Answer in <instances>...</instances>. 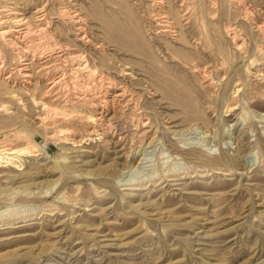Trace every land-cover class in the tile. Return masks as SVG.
Wrapping results in <instances>:
<instances>
[{"label": "rangeland", "instance_id": "374dc122", "mask_svg": "<svg viewBox=\"0 0 264 264\" xmlns=\"http://www.w3.org/2000/svg\"><path fill=\"white\" fill-rule=\"evenodd\" d=\"M4 5L46 38L0 40V264H264V0Z\"/></svg>", "mask_w": 264, "mask_h": 264}, {"label": "bare ground", "instance_id": "6f19581e", "mask_svg": "<svg viewBox=\"0 0 264 264\" xmlns=\"http://www.w3.org/2000/svg\"><path fill=\"white\" fill-rule=\"evenodd\" d=\"M11 6H14V5H11ZM43 8L38 9L35 13L37 15L36 18L38 21H42L44 18L43 16L46 15L45 14L46 11H44ZM0 14H6L8 16H14L13 17V23L16 25V28L14 30H11L12 28L11 29H0V40L3 41V43L5 44V46L7 48L16 52V54L22 58L21 61L23 63L21 64L22 67H21L20 71L23 72L24 78L29 79L30 78V75L28 74L29 73L28 72L29 66L35 60L34 57H36V56H34V54L36 52H38L37 49L39 50L38 46L35 45L36 43L34 41H36V40H34V38H35L36 34L40 37L42 36V37L46 38V32L44 29L39 28L38 26L32 27L30 25V23L28 22V19L23 17V15L18 12V10L15 8V6L14 7H10V5L9 6L8 5L1 6L0 7ZM61 18H63L67 22V24L72 25L75 28V31L77 30V32H78L77 38L79 41H83V40L87 39L84 27L82 26V23H83L82 17L78 13V10H73V11L65 10L61 13ZM2 23H3L2 18H0V24H2ZM40 40H41V38H40ZM42 46H43V44H42ZM56 47H57L56 45H52L50 47V52H51L50 54H52V55L56 54V50L59 49V47H57V48ZM47 48H49V47H47ZM40 49H42V48H40ZM81 58H83V56L81 57L80 55L69 57V60L71 62L75 63L76 68L74 70H76V71L84 70L86 68L85 66H83L81 64V62H82V60H80ZM124 75H130V74L124 73ZM122 97H123V93H121V92L116 93L115 92L112 96V99L111 100H105V103L106 104L112 103V102H114L117 99L122 98ZM98 115H101L100 112L98 113ZM92 117L88 118L90 124H94L96 121V119H94ZM99 117H101V116H99ZM108 127L109 126H107L106 129H108ZM92 132H93V130L90 132V134ZM104 133H107V132H104ZM24 154H28L29 156H33V152L26 150V148L25 149L24 148L23 149H17V150H15V149L12 150V149H7V148L2 149V150H0V164L16 163V161L13 160V158H8V156H13V155L18 156V155H24ZM0 168H5V166H0ZM6 178L8 179V178H12V177L8 176ZM13 179H16L18 181L21 180V178H18V177H14Z\"/></svg>", "mask_w": 264, "mask_h": 264}]
</instances>
